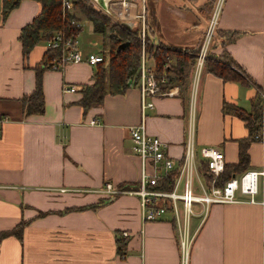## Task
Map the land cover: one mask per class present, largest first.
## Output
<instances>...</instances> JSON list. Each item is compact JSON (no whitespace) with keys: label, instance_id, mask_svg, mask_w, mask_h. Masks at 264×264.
Instances as JSON below:
<instances>
[{"label":"crops","instance_id":"crops-1","mask_svg":"<svg viewBox=\"0 0 264 264\" xmlns=\"http://www.w3.org/2000/svg\"><path fill=\"white\" fill-rule=\"evenodd\" d=\"M2 2L0 116L6 120L0 123V264H180L179 235L170 213L142 220L137 195H107L100 189L105 182L121 189L136 186L139 159L127 128L141 121L148 134L167 142V153L180 162L194 65L188 70L183 98L180 90L175 95L146 96L153 106L141 108V92L132 86L122 93H107L100 103L83 109L78 104L80 90L92 83L95 65L68 63L60 70L42 72L43 111L25 114L21 99L34 90L35 66L46 47L39 42L24 57L18 36L41 6L36 0H21L3 17ZM214 3L145 0L143 13L137 0L126 12L129 17L142 15L144 31L152 40L194 55ZM134 18L123 22L134 28L141 21ZM215 34L209 53L218 57L227 53L264 90V0H225ZM77 48L83 56L95 53ZM152 65L146 59L149 70ZM63 85L77 90L63 91ZM256 91L203 68L194 96L196 144L218 146L224 163H235L238 141L249 131L244 119L222 105L251 112ZM259 103L264 130V103L261 99ZM92 118L99 124H90ZM263 148L262 142L249 143L247 168L264 171ZM100 199L106 201L84 207ZM198 222L199 217L191 216L190 232L195 233L187 264H264L259 204L211 203L199 226ZM122 231L129 235L122 236Z\"/></svg>","mask_w":264,"mask_h":264},{"label":"built area","instance_id":"built-area-1","mask_svg":"<svg viewBox=\"0 0 264 264\" xmlns=\"http://www.w3.org/2000/svg\"><path fill=\"white\" fill-rule=\"evenodd\" d=\"M95 5L93 0H88ZM117 2L126 11L134 0H111ZM225 0H215L208 28L205 30L202 43L195 56L194 73L190 89L187 123L184 128V152L180 162L171 157L167 151V142L156 135L148 134L143 121L128 126L129 137L133 143V149L139 159V175L134 188L121 189L105 182L100 189L107 195L117 193L135 194L139 198L140 214L142 220H158L170 213L174 221L176 232L179 235L180 264H187L188 246L194 233L190 232L191 216L199 217L198 226L207 215L211 203H225L246 201L257 203L263 209L262 238L264 243V171L246 168L243 171L230 176L223 184H217L220 174L224 170V155L222 150L215 145L195 142V104L194 96L199 75L203 69L204 61L209 53L211 41L215 35L217 17ZM68 0H62L63 9ZM98 7V6H97ZM100 9V8H99ZM102 10V9H100ZM103 11V10H102ZM109 13V10H107ZM141 19L142 15L135 16ZM76 25H79L77 23ZM46 50L58 53L52 62L51 70H60L68 63H87L96 65L103 61V54L90 53L83 56L77 48L76 37L68 36L64 31L55 32L45 42ZM138 88L141 92V108L152 107L151 100L146 96L175 95L179 93L176 86H168L164 76L155 74L141 61ZM63 91L77 90L75 86L63 85ZM261 101L264 103V90H259ZM6 117L0 116V123ZM97 118H92L90 124H99ZM257 141L264 143V130L260 128L254 136ZM264 157V148L262 151ZM204 163L210 175L209 183H206L200 164ZM174 170L170 189L158 186L168 178L169 172ZM259 195V197H258ZM121 235L127 237L129 233L122 231Z\"/></svg>","mask_w":264,"mask_h":264},{"label":"trees","instance_id":"trees-1","mask_svg":"<svg viewBox=\"0 0 264 264\" xmlns=\"http://www.w3.org/2000/svg\"><path fill=\"white\" fill-rule=\"evenodd\" d=\"M21 0H3L2 15L6 17L8 12L15 8ZM40 4L39 14L20 30L18 40L24 57L39 42L50 39L57 31H64L68 36L77 37L80 32V18H85L91 23L92 31L102 36L103 61L95 65L92 83L84 85L80 90L78 100L83 109L93 104L100 103L105 94L122 93L132 86H138L140 72V55L143 53L154 61L153 72L164 76L168 86H176L180 90L182 98L188 90V70L195 64V56L182 50L166 46L160 42L156 45L150 43L148 34H144V42L141 43L138 29L125 26L123 22L111 23L108 11L94 8L88 0H68L67 5L62 0H36ZM216 35V34H215ZM211 41L210 47L214 41ZM124 45V46H123ZM122 46V47H121ZM121 47V48H119ZM209 47V50H210ZM58 53L46 50L40 63L35 66L34 90L21 99L25 114L42 113L44 108L41 76L44 70H49ZM204 69L224 81H234L246 86H254L257 89L256 96L252 98L251 112H245L239 106L223 103L222 109L232 112L245 120L249 131L248 137L238 141V159L235 163H224V170L220 174L217 184L221 185L232 173H239L248 167L247 147L251 141H257L254 137L261 128V108L258 87L253 83L242 68L237 65L225 52L220 56L207 54L204 61ZM200 171L209 183L210 175L204 163L200 164ZM174 170L169 172L165 183L158 187L170 189ZM98 200L95 204L84 207H96L105 202ZM122 247L118 246L121 253Z\"/></svg>","mask_w":264,"mask_h":264},{"label":"rangeland","instance_id":"rangeland-1","mask_svg":"<svg viewBox=\"0 0 264 264\" xmlns=\"http://www.w3.org/2000/svg\"><path fill=\"white\" fill-rule=\"evenodd\" d=\"M139 1H140V6H141L143 13L146 12L145 0H139ZM135 3H137V0H134L131 7L134 6ZM94 8L100 10L99 7H97V5H94ZM110 10H109V18L111 19L110 20L111 23L129 21L135 17V16L129 17V14L126 11H124V9L115 1L110 4ZM134 19L137 20L138 18L135 17ZM143 24L144 23H141V21H140L139 25L134 27V29L139 30L140 39H141L142 44L144 42V34H145ZM79 25H80V32L77 36V42H78V45L80 46V48H82L83 50H87V52L97 53V52L101 51L102 50V36L99 34H96L92 31L91 23L88 20H86L85 18H80ZM207 28H208V24L206 26V30H207ZM149 41H150V43H153L154 45H156L158 43L157 41H154L151 38H149ZM95 43L97 44L96 47L92 46ZM142 59H144V65L145 66H146V59H150L151 63H153L152 66L154 67L153 59L148 57V55L146 56L143 53V49L141 50V55H140V66H141ZM151 70H153V68Z\"/></svg>","mask_w":264,"mask_h":264},{"label":"water","instance_id":"water-1","mask_svg":"<svg viewBox=\"0 0 264 264\" xmlns=\"http://www.w3.org/2000/svg\"><path fill=\"white\" fill-rule=\"evenodd\" d=\"M103 11H107V6L111 0H93ZM125 26L131 27V23L123 22ZM124 46V45H123ZM122 47V46H121ZM119 47V48H121Z\"/></svg>","mask_w":264,"mask_h":264}]
</instances>
